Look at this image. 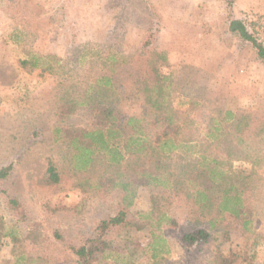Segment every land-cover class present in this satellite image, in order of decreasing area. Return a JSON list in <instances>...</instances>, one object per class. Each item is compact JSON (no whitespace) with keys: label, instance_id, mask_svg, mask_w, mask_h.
I'll return each instance as SVG.
<instances>
[{"label":"rangeland","instance_id":"374dc122","mask_svg":"<svg viewBox=\"0 0 264 264\" xmlns=\"http://www.w3.org/2000/svg\"><path fill=\"white\" fill-rule=\"evenodd\" d=\"M233 7L227 0H0V169L11 165L0 179V233L14 239H2L0 264H76L71 247L117 214L124 196L118 166L97 153L78 170L68 140L95 122L85 101L95 81L110 76L105 58L151 49L166 51L169 61L160 87L177 127L163 147L168 168L208 163L249 175L250 229L234 231L220 248L243 264H264V65L228 29L239 18L264 45V0H234ZM127 73L114 74L116 83ZM131 93L119 110L140 120L134 138L142 139L152 129L141 94ZM49 160L57 185L45 178ZM133 189L129 214L149 210L157 194L156 206L175 220L160 226L161 254L143 255L147 228L113 229L94 264H211L213 241L189 251L179 242L187 224L183 199L157 185ZM7 195L18 199L22 215Z\"/></svg>","mask_w":264,"mask_h":264},{"label":"trees","instance_id":"16d2710c","mask_svg":"<svg viewBox=\"0 0 264 264\" xmlns=\"http://www.w3.org/2000/svg\"><path fill=\"white\" fill-rule=\"evenodd\" d=\"M233 3L234 0H227L230 9L234 8ZM228 29L251 44L256 58L264 65V45L247 30L244 22L234 18ZM146 54L105 58L102 64L110 71V76L96 80L85 101L95 113V122L90 128L71 135L68 140L75 153L73 160H76L78 170L90 167L97 153L107 156L110 164L117 165V185L124 195L117 214L101 221L94 237L87 238L78 247H71L76 264H94L96 256L107 249L105 236L113 229L147 228L149 239L142 249L143 255L153 260L161 254L164 240L160 235V226L163 222L171 226L176 223L161 211L160 206H156L157 194L150 196L149 210L129 214L128 208L135 193L133 186L138 185L161 186L169 189L172 198L183 199L187 206V224L179 242L186 251L213 241L215 251L211 264H243L244 259L239 254H224L220 247L230 240L234 231L245 234L250 229L251 210L247 199L252 188L251 178L249 175L241 176L230 168L216 169L215 164L208 163H187L177 171L168 168L163 147L175 135L177 127L166 110L160 87L165 80L161 68L169 61L164 50L151 49ZM121 69H129L130 73L120 86L113 75ZM123 84L133 89H124ZM131 91L141 94L147 124L152 129V133L142 139L134 138L141 135L140 120L123 117L119 110V103L132 94ZM74 108L72 104L69 112ZM10 170L11 165L0 169V179L6 177ZM45 178L53 185L60 180L58 169L50 160ZM78 186L84 188L81 184ZM92 186L98 187L95 184ZM6 199L9 208L22 215L18 199L11 195H7ZM6 237L13 238L11 233H0V249L1 241Z\"/></svg>","mask_w":264,"mask_h":264}]
</instances>
